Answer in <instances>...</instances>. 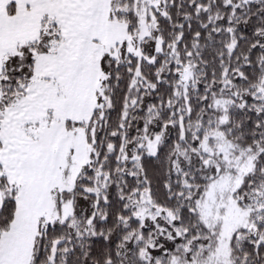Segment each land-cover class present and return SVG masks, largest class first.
Masks as SVG:
<instances>
[{
	"label": "snow or ice",
	"instance_id": "1",
	"mask_svg": "<svg viewBox=\"0 0 264 264\" xmlns=\"http://www.w3.org/2000/svg\"><path fill=\"white\" fill-rule=\"evenodd\" d=\"M0 264H264V0H0Z\"/></svg>",
	"mask_w": 264,
	"mask_h": 264
}]
</instances>
